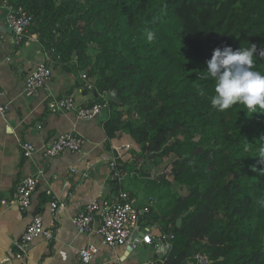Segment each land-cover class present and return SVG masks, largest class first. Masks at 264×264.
Instances as JSON below:
<instances>
[{
  "label": "trees",
  "instance_id": "trees-1",
  "mask_svg": "<svg viewBox=\"0 0 264 264\" xmlns=\"http://www.w3.org/2000/svg\"><path fill=\"white\" fill-rule=\"evenodd\" d=\"M9 1L58 61L76 59L98 91L118 90L109 138L124 131L148 158L175 155L171 175L188 194L147 222L166 218L162 230L175 233L164 264H187L204 241L211 264H264V111L213 109L214 81L199 78L216 48H264V0Z\"/></svg>",
  "mask_w": 264,
  "mask_h": 264
},
{
  "label": "crops",
  "instance_id": "crops-1",
  "mask_svg": "<svg viewBox=\"0 0 264 264\" xmlns=\"http://www.w3.org/2000/svg\"><path fill=\"white\" fill-rule=\"evenodd\" d=\"M5 11V8H0V92L3 100L11 106L6 115L0 114V264H84L79 259L78 249L101 238L97 235L79 236L71 218L95 195L105 196L119 187L118 182L112 183L113 171L108 160L120 157L122 163L129 164L134 159L133 150L138 151V145L124 131L117 132L113 138L108 137L105 123L109 112L91 120H82L75 111L50 109L48 102L52 95L63 97L73 94L79 105L90 104L94 95L90 90H81L84 83L81 74L85 70L79 67L76 59L69 63L53 59L36 34L29 32L30 36L21 44L15 43L13 30L4 21ZM42 60H50L53 79L48 90L30 94L25 89L26 77ZM89 79L95 84L96 78L89 76ZM71 131L85 137V153L67 151L54 157L44 154L45 146L54 137ZM23 141H31L38 146L32 158L23 155ZM126 144L132 147L129 151L124 148ZM72 167L77 170L71 171ZM39 169H43V174L32 206L21 210L15 198L17 186L24 177L37 173ZM88 169L90 176L84 177L83 172ZM142 178L145 177H139ZM128 183L134 191L128 190L137 198V204L148 222L147 217L152 216L149 212L154 210L153 205L158 200L140 197L143 184H131L127 177L121 185ZM46 189H51L53 195L65 196L67 208L53 215ZM38 213L42 214L46 229L51 230L53 236L50 239L37 237L22 259H9L17 251V242L28 223ZM151 224L154 228L162 227L160 222ZM160 256V252L146 244L133 251L128 246L116 250L102 247L94 263L139 264ZM187 264L200 263L190 257Z\"/></svg>",
  "mask_w": 264,
  "mask_h": 264
},
{
  "label": "built area",
  "instance_id": "built-area-1",
  "mask_svg": "<svg viewBox=\"0 0 264 264\" xmlns=\"http://www.w3.org/2000/svg\"><path fill=\"white\" fill-rule=\"evenodd\" d=\"M0 8L6 10L4 18L13 30L15 43L21 44L30 36L31 14L23 6H16L9 0H0ZM53 76L54 71L50 60L37 62L26 77V91L30 94H38L41 91L48 90ZM81 77L84 80L81 90H90L94 95L93 99L95 97L99 99L90 105L83 106L77 103L73 94L63 97L52 95L49 97L48 102L50 109L54 111H75L77 117L82 120H91L105 112H109L110 118L113 107L107 92L98 91L96 85L90 81L86 71H83ZM2 96L0 92V114L6 115L11 105L4 101ZM85 142V137L80 133L73 131L61 133L45 146L44 154L48 157L58 156L67 151L83 154L85 153ZM21 148L26 158H32L38 150V146L31 141H23ZM124 148L129 151L132 147L130 144H126ZM142 162L141 160L139 166ZM108 164L113 171V178L119 183V187L111 194L105 196L95 195L80 212L74 214L71 218L79 236L97 235L101 238L99 241H90L78 249L80 261L84 264H95V257L102 247L116 250L119 247L128 246L133 251L137 250L140 245L146 244L153 246L161 253V256L139 264H164L169 252L172 250L175 233L171 230L163 231L160 227L154 228L153 224L147 223L141 208L137 204V198L130 190L121 185L128 175L126 170L119 168L124 163L118 161V157H112L108 160ZM76 170L74 167L71 168L73 172ZM42 174L43 169H39L37 173L24 177L18 184L15 198L21 210H27L32 206ZM83 176L89 177L90 169L84 171ZM46 192L50 195L49 205L53 215H57L59 210L67 208L68 201L65 196L53 195L51 189H46ZM40 236L50 239L53 233L51 230L46 229L44 218L42 214L38 213L28 223L17 242V251L9 259H22L30 250L33 241ZM193 258L200 264H211L207 254L198 252ZM105 264L115 263L108 262Z\"/></svg>",
  "mask_w": 264,
  "mask_h": 264
},
{
  "label": "clouds",
  "instance_id": "clouds-1",
  "mask_svg": "<svg viewBox=\"0 0 264 264\" xmlns=\"http://www.w3.org/2000/svg\"><path fill=\"white\" fill-rule=\"evenodd\" d=\"M154 33L147 32L151 41ZM264 59V48L250 47L233 49L225 46L216 48L207 61V71L199 78L214 81V95L210 99L213 109L224 112L236 105H242L249 115L264 111V73L255 70L256 58ZM260 157L264 162V150Z\"/></svg>",
  "mask_w": 264,
  "mask_h": 264
},
{
  "label": "rangeland",
  "instance_id": "rangeland-1",
  "mask_svg": "<svg viewBox=\"0 0 264 264\" xmlns=\"http://www.w3.org/2000/svg\"><path fill=\"white\" fill-rule=\"evenodd\" d=\"M89 53L95 58L97 51L90 48ZM138 151H140L139 147ZM138 151L133 150L132 152L134 154V159L127 165V179L131 182V184H136V182L143 184V192L139 194V196H142V198L146 197L157 199L158 201L154 203L153 209L157 210L160 214H165L171 208V203L177 197L188 194V189L185 186L174 182L173 176L171 175V166L176 157L174 154H169L164 156L162 159H153L146 157L145 154H142V152H140L141 154L138 153ZM141 160L143 162L139 166ZM139 177L145 178L139 179ZM151 178H153V180H151ZM164 179L168 182H164ZM123 186L125 189L133 190L130 183L124 184ZM147 218L151 219L149 216ZM167 222L166 218L161 219L160 225L165 226ZM198 245L201 246L200 253H204L209 256V251L205 246L208 245V242L204 241Z\"/></svg>",
  "mask_w": 264,
  "mask_h": 264
},
{
  "label": "water",
  "instance_id": "water-1",
  "mask_svg": "<svg viewBox=\"0 0 264 264\" xmlns=\"http://www.w3.org/2000/svg\"><path fill=\"white\" fill-rule=\"evenodd\" d=\"M4 21H5V24L8 26L6 20H4ZM49 55H50L53 59H56V57L53 55L52 52H50ZM107 95H108V97H109L112 101H114L115 103H117V104H120V103H121V98H120V96H119V92H118L117 89H112V90L107 91ZM181 224H182V218L179 217V218L177 219V225H178V227H180Z\"/></svg>",
  "mask_w": 264,
  "mask_h": 264
}]
</instances>
